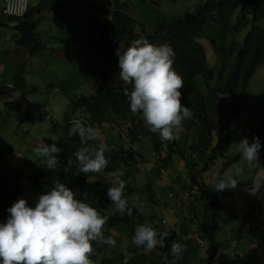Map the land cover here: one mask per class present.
<instances>
[{
	"label": "rangeland",
	"instance_id": "374dc122",
	"mask_svg": "<svg viewBox=\"0 0 264 264\" xmlns=\"http://www.w3.org/2000/svg\"><path fill=\"white\" fill-rule=\"evenodd\" d=\"M202 1L204 0H28V11L36 16L35 33L40 44V48L36 49L17 44L20 31L14 27L16 23L0 11V85L11 88L6 92L10 96L8 99L18 98V95L23 94L30 102L28 110H11L0 101V175L6 184L26 188L33 182L35 169L44 164L43 158L37 157L33 152L41 140L48 144L55 142L59 146L63 136V123L67 118L75 117L70 112L71 98L74 95L91 96L94 93L97 75L88 67L95 66L98 70H105L107 66L109 68V64L114 63L117 58V51L126 48L132 40L152 31L159 21H171L194 11ZM231 20L234 21L233 18ZM254 22L255 25L264 26V18ZM245 33L247 30L243 34ZM242 43L240 37L239 46ZM113 45L108 60L98 62L106 48ZM205 52L208 65L216 67L219 57L208 43L205 44ZM233 54L227 66L232 63ZM227 71L228 68L222 74V82ZM117 72L112 73V77L121 81ZM214 80L215 77L206 85L201 76L197 78L204 95L209 94ZM99 86L105 87L104 82L100 81ZM214 96L215 100H206V107L211 109L209 116L217 125L223 113L219 103L222 102L226 108L230 104V96L221 92H215ZM246 96L245 107L232 117L228 137L218 143L221 154H211L210 147H203L201 126L191 115L183 121V127L176 137L181 141L182 153L172 152V163L165 165L164 169L159 167L162 162L156 152L153 153L151 137L158 136L148 132L144 122L139 125L133 139L127 134L126 125L122 122H110L117 130H113V126L97 125L104 137H113L115 144H122L126 148L133 147L143 157L130 176L135 189L131 202L145 217L133 219L138 221V225L156 224L158 230L168 232L178 229L182 239L179 243L183 246L185 228L189 232H197V224L202 217L198 203L204 207L205 202L203 199L198 200L200 192L197 190L193 192L196 196L187 199V195L183 199L185 185L190 182L189 166L197 172L204 187L212 190L208 183L218 174L223 162L235 154L239 155L236 162L223 170V175H228L232 174L235 167L241 168L240 174L235 176V188H226L222 197L215 236L218 248L215 253L205 240L201 241L200 254L205 256L214 253L213 264L264 262V233L251 236L247 231L249 217H258L263 222L264 230V58L249 79ZM108 115L112 116V113L109 112ZM253 136L259 138L261 148L257 162L250 165L240 156L236 143L242 137H247L251 142ZM161 143L160 155L168 152L167 143ZM195 145L199 147L195 148ZM212 146L216 147L215 142ZM125 169L122 165V172ZM17 173L21 176L19 181L15 178ZM179 194L182 196L180 201ZM188 205L195 206L197 217L192 216L194 208L186 209ZM113 211L114 206L109 209V213ZM150 214H155V218L146 219ZM174 220H177L175 223L184 222L183 220L186 223L179 228L172 227ZM103 235L111 236L115 245L101 244L102 251L96 255L95 264L103 257L114 258L119 254H122V259L116 264H124V260L131 255L127 250L132 236L130 229L103 228ZM152 251L157 253V250ZM195 259L194 254L191 264H199Z\"/></svg>",
	"mask_w": 264,
	"mask_h": 264
},
{
	"label": "trees",
	"instance_id": "16d2710c",
	"mask_svg": "<svg viewBox=\"0 0 264 264\" xmlns=\"http://www.w3.org/2000/svg\"><path fill=\"white\" fill-rule=\"evenodd\" d=\"M8 18L16 23L14 27L20 31L17 44L26 48H40L35 33L36 23L31 18V12L27 11V16L24 19L13 16H8ZM232 18L234 21L231 20ZM263 18L264 0H204L196 6L194 11L185 13L184 16L174 18L171 21H159L152 31L143 35L151 43H166L173 49L175 56L172 67L181 76L184 83V87L180 89L181 103L189 108L192 117L201 126L200 135L204 139L203 147H210L212 149L211 154H221L222 150H218V143L228 137L232 117L235 114H239L245 107L247 100L246 89L249 79L264 58V26L255 25L256 22H254ZM245 30H247V33L243 34ZM240 37H242L243 41L241 46L238 44ZM207 43L210 44L212 51L219 57L218 64L214 68L213 64L209 66L207 63L208 57L205 52V44ZM112 48H114V45L107 47L98 62L107 61ZM234 52L235 54H233ZM232 54L233 61L227 66ZM116 63L117 58L105 70H98L95 66L88 67L90 71L95 72L97 75V80L93 86L94 93L91 96L84 94L74 95L70 100V112L75 115L73 118L86 117L85 122L87 124L94 122L106 124L111 121L120 124L122 122L126 125L127 134L133 139L143 120L139 112H130L127 99L123 93V88L125 87L123 82L116 81L112 77V73L118 71ZM227 68L226 77L222 82V74ZM199 76L203 78L206 85H208V81L215 77L213 88H209V94L207 95H204L197 83ZM100 81L104 82L105 87L99 86ZM218 85L220 86L218 87ZM8 89L9 87L0 86V101L11 110L20 108L28 110L30 107L29 100L23 94L18 95V98L8 99L10 97L7 94L9 92ZM215 92L230 96V104L226 108H224L222 102L219 103L223 113L217 125L209 116L211 109L206 107V100L209 98L215 100ZM109 112L112 113V116L108 115ZM73 118H67L62 126L63 136L58 146L60 148V153L58 154L61 162L60 167L52 171L45 169L44 164L38 166L35 169L33 182L26 188L8 186L5 179L0 175V221L7 216L6 208L17 197H23L31 205L41 192L53 186L52 182L54 180H60L75 191L77 199L90 204L96 208L98 213L108 217L104 229L129 228L132 235L134 228L138 225V221L133 218L137 217L140 220L145 217L138 210V207L131 202L135 189L132 185L133 178L130 174L135 165L142 162V155L131 146L126 148L122 144H115L113 137H104L98 131L99 128L97 129L98 139L96 141H88L87 146L98 147L106 145L108 151L104 155L108 160V164L99 173H88L87 175L80 173L78 164L73 163L71 166L67 164L68 159L74 160L72 153L82 146L75 135L70 138L66 135L70 121ZM151 139L153 153L156 152V156L162 162V165L159 166L161 169H164L165 165L172 163V152L178 151L180 154L182 153L181 141L177 138L166 142L168 152L162 155H160L162 153L160 152L161 140L156 138L155 135ZM213 142H215L216 147L212 146ZM194 147L198 148L199 145ZM238 158V154L227 158L218 174L223 175L224 168L236 162ZM122 165L126 168L124 172H122ZM189 169L190 182L185 185L188 191L187 199L196 196L193 192L197 190L200 195L195 200L197 198L198 200L203 199L205 201L203 205L206 209L201 221L197 224V232L191 233L183 241L184 251L181 258L175 261V264H191L194 254L196 255L195 260L199 264H213L212 256L218 248V243L215 240L216 231L218 230V215L222 209V197L225 195L226 190L222 192H215L213 189L207 190L203 185V181L197 176V172L190 166ZM116 170L123 173L121 179L125 181V190L122 195L128 199L129 206L132 207L131 215H122L115 211L109 213V209L113 204L107 199L105 190L111 186V174ZM106 174L109 176H106ZM15 178L19 181L21 176L17 173ZM148 198L151 199L150 196ZM191 207L194 208L193 205ZM207 210L208 213L206 214ZM196 215L192 216L197 217ZM245 216L248 218L247 214ZM154 218L155 214H150L146 219L152 220ZM262 223L258 217H249V228L247 230L249 235L257 236L264 233ZM152 226L156 228V224ZM158 231L164 230L160 229ZM168 233L169 235L165 238V247L160 248L157 246L154 249V251L157 250V253L153 251L146 252L142 246L132 245L130 239L127 250L131 255L123 263L165 264V257H167V264H173V257L167 255L168 247L171 242L179 243L182 239L174 230L168 231ZM204 240L210 245L211 250H214L213 254H206L205 256L200 254ZM92 247L93 253L89 258L92 260V264H95V257L102 251V246L93 241ZM121 259L122 254L114 258L103 257L97 264H116Z\"/></svg>",
	"mask_w": 264,
	"mask_h": 264
},
{
	"label": "clouds",
	"instance_id": "9594fccd",
	"mask_svg": "<svg viewBox=\"0 0 264 264\" xmlns=\"http://www.w3.org/2000/svg\"><path fill=\"white\" fill-rule=\"evenodd\" d=\"M116 55L117 75L125 85L123 93L130 112H139L147 131L156 134L162 142L176 139L182 122L191 112L181 103L180 89L184 83L172 67L175 53L171 46L151 43L142 36ZM85 120L86 117L80 116L70 121L66 135L69 138L75 135L82 146L72 153L74 160L68 159L67 164H78L79 172L87 175L105 169L108 160L104 153L108 147L87 146L88 141L98 139V133ZM236 145L244 161L250 165L257 162L261 148L259 138L253 136L249 142L247 137H242ZM33 152L43 158L45 169L54 171L60 167V148L55 142L48 144L41 140ZM240 172L237 166L232 174H217L208 185L215 192L235 188V176ZM122 175L119 170L112 172L111 186L105 190V195L116 213L131 215L132 207L122 195L125 189ZM52 183L53 186L41 192L33 204L17 197L6 208L7 216L0 221V264H92L89 257L93 253V241L115 245L111 236L103 235L107 216L77 199L75 191L65 183L60 180ZM168 235L167 231H158L151 224L143 223L134 228L131 244L151 252L157 246L164 248ZM183 251L182 244L171 242L167 255L173 257L175 264Z\"/></svg>",
	"mask_w": 264,
	"mask_h": 264
},
{
	"label": "built area",
	"instance_id": "2783aa9c",
	"mask_svg": "<svg viewBox=\"0 0 264 264\" xmlns=\"http://www.w3.org/2000/svg\"><path fill=\"white\" fill-rule=\"evenodd\" d=\"M28 11V0H3L2 13L7 16L22 17ZM187 198V190L183 199Z\"/></svg>",
	"mask_w": 264,
	"mask_h": 264
},
{
	"label": "crops",
	"instance_id": "0c3cea01",
	"mask_svg": "<svg viewBox=\"0 0 264 264\" xmlns=\"http://www.w3.org/2000/svg\"><path fill=\"white\" fill-rule=\"evenodd\" d=\"M2 2H3V0H0V11L2 12ZM43 2V1H42ZM40 4H41V2H40ZM44 6H45V4H44ZM41 7H43V5L41 6ZM117 13V12H116ZM35 15L31 12V18L34 20V22L36 23V16L34 17ZM95 60V59H94ZM96 61V60H95ZM0 86H2V85H0ZM6 87H9V86H6ZM9 89H11L10 87H9ZM101 125H104V126H106V127H111L112 128V126H113V130L115 129V130H117L118 128L115 126V125H113L112 123H106V124H100V126L99 127H101ZM105 133H107L106 131H105ZM179 196H180V194H179ZM182 199V196H180L179 197V201ZM202 200V199H201ZM201 200H199V201H201ZM179 201H178V203H179ZM175 202H177V200L175 201ZM194 203V202H193ZM189 204H191V203H189ZM195 204V203H194ZM196 205V204H195ZM198 205H199V210H200V212L202 213V216L205 214H203V212H204V210L206 209V208H204L200 203H198ZM190 206L191 205H188L187 207H186V209H190ZM195 210V206H194V209L192 210V212L194 213V214H196L195 212H196V210ZM173 212V211H172ZM175 214H176V212H175ZM175 214H173V215H175ZM184 214H185V212H184ZM193 214V215H194ZM186 216V215H185ZM197 216V215H196ZM194 217V216H193ZM186 218H187V216H186ZM177 220H174V223L176 222ZM184 222H180V223H175L174 224V226H172V227H182V224L183 223H186V221L185 220H183ZM175 231V230H174ZM176 231H177V233H178V235H179V232H178V229H176ZM192 232H189V230L187 229V228H185V231H184V240H186L189 236H190V234H191ZM214 251V250H213Z\"/></svg>",
	"mask_w": 264,
	"mask_h": 264
},
{
	"label": "bare ground",
	"instance_id": "6f19581e",
	"mask_svg": "<svg viewBox=\"0 0 264 264\" xmlns=\"http://www.w3.org/2000/svg\"><path fill=\"white\" fill-rule=\"evenodd\" d=\"M89 125H92V126H94L97 129V125L98 124L94 122V123H89Z\"/></svg>",
	"mask_w": 264,
	"mask_h": 264
},
{
	"label": "water",
	"instance_id": "95a60500",
	"mask_svg": "<svg viewBox=\"0 0 264 264\" xmlns=\"http://www.w3.org/2000/svg\"><path fill=\"white\" fill-rule=\"evenodd\" d=\"M27 16V13L25 15L22 16V18L24 19Z\"/></svg>",
	"mask_w": 264,
	"mask_h": 264
}]
</instances>
